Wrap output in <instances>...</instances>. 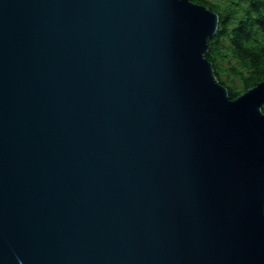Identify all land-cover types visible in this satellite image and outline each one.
I'll use <instances>...</instances> for the list:
<instances>
[{
	"label": "water",
	"instance_id": "obj_1",
	"mask_svg": "<svg viewBox=\"0 0 264 264\" xmlns=\"http://www.w3.org/2000/svg\"><path fill=\"white\" fill-rule=\"evenodd\" d=\"M193 0H0V264H264V80L229 95Z\"/></svg>",
	"mask_w": 264,
	"mask_h": 264
},
{
	"label": "trees",
	"instance_id": "obj_2",
	"mask_svg": "<svg viewBox=\"0 0 264 264\" xmlns=\"http://www.w3.org/2000/svg\"><path fill=\"white\" fill-rule=\"evenodd\" d=\"M219 14L207 58L232 98L264 80V0H193ZM225 73L227 78H223ZM264 110V107H263Z\"/></svg>",
	"mask_w": 264,
	"mask_h": 264
},
{
	"label": "rangeland",
	"instance_id": "obj_3",
	"mask_svg": "<svg viewBox=\"0 0 264 264\" xmlns=\"http://www.w3.org/2000/svg\"><path fill=\"white\" fill-rule=\"evenodd\" d=\"M222 76H223V78H227V76H226V74H225V73H223V74H222ZM240 88H241V91H242V93H243V92H245V91H247V90H245V89H244V87H243V86H242V87H240ZM242 93H241V94H242Z\"/></svg>",
	"mask_w": 264,
	"mask_h": 264
}]
</instances>
